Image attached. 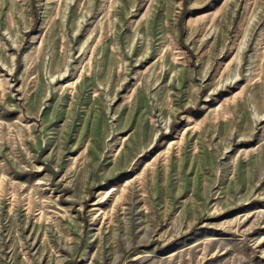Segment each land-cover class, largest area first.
<instances>
[{"label": "rangeland", "instance_id": "obj_1", "mask_svg": "<svg viewBox=\"0 0 264 264\" xmlns=\"http://www.w3.org/2000/svg\"><path fill=\"white\" fill-rule=\"evenodd\" d=\"M0 264H264V0H0Z\"/></svg>", "mask_w": 264, "mask_h": 264}]
</instances>
